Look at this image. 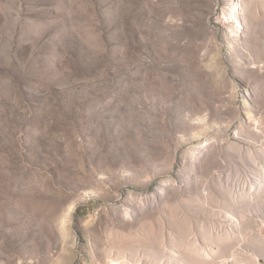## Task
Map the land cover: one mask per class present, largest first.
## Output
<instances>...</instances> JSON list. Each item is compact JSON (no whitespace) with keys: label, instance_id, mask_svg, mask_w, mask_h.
<instances>
[{"label":"rangeland","instance_id":"374dc122","mask_svg":"<svg viewBox=\"0 0 264 264\" xmlns=\"http://www.w3.org/2000/svg\"><path fill=\"white\" fill-rule=\"evenodd\" d=\"M263 241L264 0H0V264Z\"/></svg>","mask_w":264,"mask_h":264},{"label":"bare ground","instance_id":"6f19581e","mask_svg":"<svg viewBox=\"0 0 264 264\" xmlns=\"http://www.w3.org/2000/svg\"><path fill=\"white\" fill-rule=\"evenodd\" d=\"M230 24L233 26L235 25L234 27L235 28H238L240 26V22L239 20L236 18V16H232V19H231V22ZM229 31H230V35H234V30L229 28ZM68 216H70V214H68Z\"/></svg>","mask_w":264,"mask_h":264},{"label":"crops","instance_id":"0c3cea01","mask_svg":"<svg viewBox=\"0 0 264 264\" xmlns=\"http://www.w3.org/2000/svg\"><path fill=\"white\" fill-rule=\"evenodd\" d=\"M264 242V241H263ZM261 264H264V259H263V261H262V263Z\"/></svg>","mask_w":264,"mask_h":264}]
</instances>
